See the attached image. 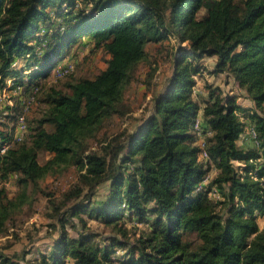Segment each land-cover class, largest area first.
<instances>
[{
  "label": "trees",
  "instance_id": "1",
  "mask_svg": "<svg viewBox=\"0 0 264 264\" xmlns=\"http://www.w3.org/2000/svg\"><path fill=\"white\" fill-rule=\"evenodd\" d=\"M171 35V73L149 113L92 149L104 121L123 113L130 74L148 59L145 44ZM84 37L90 52L107 53L105 68L47 86L71 73L69 53ZM211 57L208 73L232 78L250 109L210 82L202 95L193 92L197 61ZM2 88L36 94L45 109L0 153V178L19 174L21 187L15 197L0 187V235L27 186L69 166L77 171L73 189L51 208L59 230L35 264H264V0H0ZM199 111L201 138L192 128ZM1 124L0 146L13 129ZM249 128L257 142L244 144ZM40 152L50 156L44 163ZM0 264L21 263L0 250Z\"/></svg>",
  "mask_w": 264,
  "mask_h": 264
},
{
  "label": "rangeland",
  "instance_id": "2",
  "mask_svg": "<svg viewBox=\"0 0 264 264\" xmlns=\"http://www.w3.org/2000/svg\"><path fill=\"white\" fill-rule=\"evenodd\" d=\"M196 17L204 20L205 9L198 8ZM190 39L187 36L184 40L179 41V45L187 48ZM83 41V47L76 48L77 45H74L69 53V55L75 54L69 61L71 63V77L66 72L51 76L46 82L47 86L63 88L66 81L78 77H94L105 68L108 59L107 53L103 50L90 52L91 44L86 37L83 38ZM175 44L176 38L172 35L167 39L148 41L145 44L148 59L135 65L130 74V79L123 91V102L119 106L123 113L113 114L104 121L100 132L96 134L95 138L88 141L92 149L99 145L105 133L113 134L125 128L132 129L139 123L141 116L149 113L153 95L160 90L171 73V53ZM22 63L23 61H20L19 65ZM213 63L214 58L212 57L201 58L197 61L199 72L194 75L196 84L193 87V92L202 95L203 90L201 87L210 82L220 86L224 93L231 92L239 95L238 101L243 105H252V102L232 78L227 79L223 74L208 73L213 68ZM7 89H0V128L4 127L1 123H5L7 127L12 126L14 129L15 119H12L11 116H13V113L21 111L29 100L30 103L25 113L28 125L27 133H29V127L36 123L37 118L41 116L45 109V105L38 100L36 94L32 95L21 89L19 91V88L15 90ZM49 157L47 152H40L39 162L44 163ZM18 177L19 174L13 173L7 179L0 178V187H5L10 197H15L21 189L17 182ZM76 178V168L69 166L48 174L38 182L36 188L27 186L25 203L13 214L7 223V230L0 235V250L12 258L13 261L26 264V260L29 259V264H35L39 259L37 249L46 251L59 230L58 225L54 226L56 218L50 216L52 214L51 208L63 201L65 193L73 189ZM105 189L106 186L101 184L100 194L104 193ZM83 216L85 217V215ZM86 221L97 231H103V225L97 223V221L88 218H86ZM263 223V220L260 221V225H263ZM77 226L80 228V223H77ZM67 229L71 234H75L70 228ZM116 249V254L119 255L121 250L120 248Z\"/></svg>",
  "mask_w": 264,
  "mask_h": 264
},
{
  "label": "built area",
  "instance_id": "3",
  "mask_svg": "<svg viewBox=\"0 0 264 264\" xmlns=\"http://www.w3.org/2000/svg\"><path fill=\"white\" fill-rule=\"evenodd\" d=\"M70 66L68 67V69L70 70ZM67 71V70H66ZM31 100V99H30ZM30 101L28 100L27 103L24 105L23 109L21 111H19V113L17 114V116L15 117V124H14V129H12V135L11 138L4 142L1 146H0V153L5 152V150L14 142H19L21 140H23L26 132H27V124H26V118H25V113L26 110L28 109V105H29ZM192 128H193V132L198 136V137H203V134L205 133L203 131V129L200 126V117L199 115L197 117H195L193 124H192ZM247 135L248 137L254 142L256 143V132L253 128H249L247 131ZM203 141L201 142V145L203 146ZM202 156H206V153L203 151L202 152ZM249 176L253 179H257V173L256 170L250 171L249 172ZM207 179V178H206ZM206 179L204 182H206ZM264 178H260V182L263 183ZM201 188V185H199L197 187V190H199ZM211 197L213 198H218L219 197V193L218 191L214 188L211 190L210 192Z\"/></svg>",
  "mask_w": 264,
  "mask_h": 264
},
{
  "label": "crops",
  "instance_id": "4",
  "mask_svg": "<svg viewBox=\"0 0 264 264\" xmlns=\"http://www.w3.org/2000/svg\"><path fill=\"white\" fill-rule=\"evenodd\" d=\"M240 98V97H239ZM238 98V99H239ZM240 103V102H239ZM241 105H243L242 103H240ZM253 104V103H252ZM243 107H246V108H248V109H250L251 107H252V105L251 104H249V105H243ZM201 115V111H199V116ZM249 141H250V138L248 137V135L247 134H245L244 135V137L242 138V142L244 143V144H249Z\"/></svg>",
  "mask_w": 264,
  "mask_h": 264
}]
</instances>
